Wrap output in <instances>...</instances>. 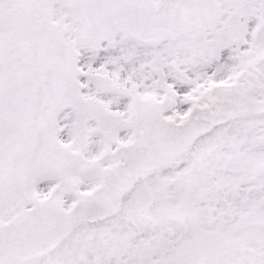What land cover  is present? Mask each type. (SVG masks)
<instances>
[{
	"label": "snow or ice",
	"instance_id": "snow-or-ice-1",
	"mask_svg": "<svg viewBox=\"0 0 264 264\" xmlns=\"http://www.w3.org/2000/svg\"><path fill=\"white\" fill-rule=\"evenodd\" d=\"M0 264H264V0H0Z\"/></svg>",
	"mask_w": 264,
	"mask_h": 264
}]
</instances>
